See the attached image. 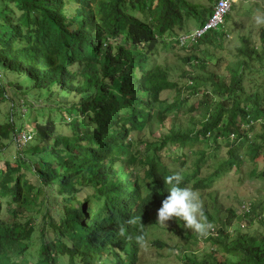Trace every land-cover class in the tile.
Here are the masks:
<instances>
[{"label": "trees", "instance_id": "16d2710c", "mask_svg": "<svg viewBox=\"0 0 264 264\" xmlns=\"http://www.w3.org/2000/svg\"><path fill=\"white\" fill-rule=\"evenodd\" d=\"M205 1L0 0V103L9 104L11 89L26 101L18 116L20 101L13 100L0 124V264H139L147 218L125 216L123 202L151 187L166 195L164 177L173 173L181 186L193 182L201 199L207 190L211 209L204 203L203 214L215 231L205 238L211 254L201 262L185 255L182 264H210V255L211 264H264V200H248L239 214L233 206L223 211L215 184L227 172L208 167L201 175L209 152L199 151L193 167L172 156L223 141L225 164L250 162L248 179L264 181V91L244 85L246 72L264 75V26L257 42L253 27L229 40L232 15H243L235 7L182 58L196 76L153 65L148 54L175 48L190 20L207 23L218 0ZM171 91L172 102L163 97ZM193 98L200 100L198 117L181 119ZM34 112L31 140L21 145L17 122ZM155 123V153L144 161L133 137L154 135ZM257 128L262 132L253 135ZM130 164L138 170L128 171ZM181 228L172 231L196 239Z\"/></svg>", "mask_w": 264, "mask_h": 264}, {"label": "rangeland", "instance_id": "374dc122", "mask_svg": "<svg viewBox=\"0 0 264 264\" xmlns=\"http://www.w3.org/2000/svg\"><path fill=\"white\" fill-rule=\"evenodd\" d=\"M249 1L254 0H248L245 1H239L238 7H241L240 12L243 13V15L235 14L232 15L231 22L228 25V31H230V36L228 39L232 40L233 42L238 41V36L246 30L248 31L247 26H252L254 28V32L252 35L253 42H257V39L259 37V33L261 28L264 26V23H257L256 18L260 17L264 19V0H255L257 1V5H249ZM207 2V0L205 1ZM255 8V9H254ZM251 11V12H249ZM245 12V14H244ZM250 15H253L252 18L248 19ZM197 23L193 20H190L188 24L185 26V31H190L196 27ZM245 27L246 30H245ZM250 32V31H248ZM208 46V45H207ZM207 46H200V50H205ZM209 52H218L220 53L219 49L215 51L213 47H208ZM208 52V53H209ZM150 55V61H152L153 65L157 64H163L167 67L176 65L182 71L186 76H196L197 71H194L190 65L182 64V58L192 55L193 50H190L189 48H180L179 46L173 47H167L166 49L163 48L162 45L158 47V49L154 50L153 52H148ZM228 54V49L225 51H222L221 55L222 57L226 58V55ZM224 69L226 67V64H224ZM259 68V67H258ZM174 80H177V76H175ZM179 82L185 83V80L179 78ZM244 85L246 87L247 92L249 93H255L259 92L261 95L264 91V75L261 73H258L257 71H250L246 72L244 76ZM164 98H168L170 102H172L175 98V91H171L168 93H165ZM13 100L20 101V105L17 108L16 114L19 116L22 112L25 111V105L26 101L24 97L18 96L15 94L14 89H11L10 94V100L8 103H0V108L2 113L0 114V124L4 123L6 121V113L9 111L10 105L13 103ZM200 100L189 99L180 110V118L183 120H192L198 117V105ZM3 104V105H2ZM194 104V105H193ZM36 107L41 109L44 107V105L36 104ZM48 111L46 110V117H48ZM53 117L56 118V115L53 113ZM22 118L18 120V126L21 129H25L21 132V137L25 134L27 130L32 129V125L34 124V120L36 119V112L32 115H28L29 119ZM57 121H60V119H57ZM160 128L159 124L155 123L153 127V134L154 135H148L145 134H135L133 137V151L138 156L137 158H141L144 161L149 160L152 156H154V147L153 143H155L157 137L160 135L158 132V129ZM262 132L261 128H257L253 135H256L258 133ZM213 144V145H212ZM213 146H215L217 149H213ZM177 146H174L173 149H176ZM190 148H185V150L176 151L175 153H172L173 157L180 156L181 160L187 162V167H193V163L195 161V157L197 156L199 151H207L209 154L207 155V159L203 162L204 168L202 169V174L205 175V172L207 171L206 168L209 167L210 172L213 173L216 170L220 171H226V175L222 176L220 179L216 181L215 186L219 190V200L220 203L224 205L223 211L227 207L233 206L236 210V212L240 213V208L242 209L241 204H247L248 200L254 199L256 201H262L264 200V181L263 180H255L251 181L248 179V173L249 170L252 168V164L250 162H246L244 165H242L240 168L232 167L230 168L227 164V150L225 147V143L223 141H218V143L214 144L213 142H198L195 143L193 148L190 149L192 151V154H186L187 150ZM240 152V151H239ZM161 155L163 157H167V152L161 151ZM131 169H134V166H131ZM176 170H178V163L176 166ZM185 171V169H183ZM194 171V170H192ZM185 174V173H184ZM193 182L190 184L192 185ZM198 193V192H197ZM213 193L216 194L217 190L214 189ZM203 199L199 197V200L201 202V207L204 208V203L208 205V209L210 211L211 206V199L208 196L207 190L202 192ZM234 204V205H232ZM240 204V205H239ZM212 212V211H211ZM172 224H170V227H167V230L164 229H158L152 232L150 236V240L158 238V241L163 242L164 244L161 245L159 248L151 245L146 244L142 247V258L139 264H182L183 256L185 255H193L196 257V260L201 262L202 258L205 257L206 253H209V246L210 243H205L204 246L207 245V247L201 248V245H203V241L200 240V238H196V240L193 241H185L184 238L178 233L176 235L173 233L172 228L176 226L178 229V232L182 230L181 226L177 224L176 220L171 219ZM245 227V225H243ZM256 228H252L250 231L255 230ZM245 230V229H244ZM249 231V229H248ZM193 235V234H192ZM219 250V249H218ZM220 251V250H219ZM212 252V251H211ZM210 252V254H211ZM221 252V251H220ZM210 256H207V259L209 260V263L211 264L214 260ZM224 257H220V259H223Z\"/></svg>", "mask_w": 264, "mask_h": 264}, {"label": "clouds", "instance_id": "9594fccd", "mask_svg": "<svg viewBox=\"0 0 264 264\" xmlns=\"http://www.w3.org/2000/svg\"><path fill=\"white\" fill-rule=\"evenodd\" d=\"M221 0H218V3L215 7V10L213 12V15L216 11L217 6L219 5ZM239 1H245L248 0H234L232 2V6L227 11V13L224 16L223 23L220 24V26L217 29H209L205 34H203L199 39L196 41L188 40L185 42H181V38L188 36L189 34H192L195 31H198L200 29H203L207 23L210 21L211 16L207 23L204 25H196V27L190 31L187 32H181L179 36L176 38L177 40V46L180 48H189L193 45H196L200 42L201 39L206 37L207 34H209L212 31H218L220 30L221 26L224 25L225 17L228 13H231L232 10L238 7ZM251 2L257 1H249V5H255ZM256 6V5H255ZM255 9V8H254ZM240 15V14H239ZM253 15H250L248 19L252 18ZM257 23H264V19L257 17L256 18ZM252 27V26H247ZM245 27V30L246 28ZM249 29V28H248ZM248 31L246 30L247 33ZM25 129L20 130L17 140L18 143L21 145H25L31 140V135L29 134V130L25 132V134L21 137V132ZM209 135V134H208ZM131 166L134 165H128V171H135L138 170L135 166L134 169H131ZM164 183L165 185H168L166 188L167 194H163L162 196L159 193H155L153 191V188L151 187L149 190L147 189H141L139 195H130L127 200H124L123 202V208L124 215L125 216H134L135 214L141 212L144 216H146L147 221L145 222L144 226L146 228V239L144 240V243L141 245L140 250L143 246L146 244H151L156 247H160L164 243L161 241H158V238L150 240V236L153 231L158 229H164L167 230V227H170L169 225L172 224V220H176L177 224L180 225V222L182 221L183 224L180 225L185 229H188L190 231V234L192 236H196V238H200V240L203 241V245H201V248L207 247V245L204 246L205 238L209 237L211 234H214L215 231L213 227L210 226V224L207 222L206 218L203 214V209L201 207V202L198 197V193L191 188V185L188 186H181V177L177 173H173L172 175H169L167 177H164ZM123 187V183H122ZM144 203L145 205H148L150 208L147 210V214H144V207L142 205ZM247 204L242 206V209L245 208ZM131 222V221H130ZM244 225V224H243ZM242 225V227H243ZM210 227V228H209ZM245 229V227H243ZM197 234L199 236H197ZM136 239L139 241L142 239L141 236H137ZM196 240V239H194ZM193 241V240H192ZM206 243V242H205ZM210 248L209 253L212 249V245L209 246ZM141 251V255H142ZM208 254V253H206ZM142 258V256H141Z\"/></svg>", "mask_w": 264, "mask_h": 264}, {"label": "built area", "instance_id": "2783aa9c", "mask_svg": "<svg viewBox=\"0 0 264 264\" xmlns=\"http://www.w3.org/2000/svg\"><path fill=\"white\" fill-rule=\"evenodd\" d=\"M233 1L234 0H221L216 8L214 15L211 17L207 25L203 29L195 31L192 34H189L188 36L181 38V42L188 41L189 39L192 41H196L209 29H217L220 26V24L223 23L224 16L227 13V11H229V9L231 8Z\"/></svg>", "mask_w": 264, "mask_h": 264}]
</instances>
